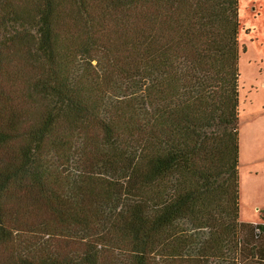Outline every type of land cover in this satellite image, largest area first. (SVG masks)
<instances>
[{"label": "trees", "instance_id": "obj_1", "mask_svg": "<svg viewBox=\"0 0 264 264\" xmlns=\"http://www.w3.org/2000/svg\"><path fill=\"white\" fill-rule=\"evenodd\" d=\"M237 6L0 0V264H264Z\"/></svg>", "mask_w": 264, "mask_h": 264}, {"label": "rangeland", "instance_id": "obj_2", "mask_svg": "<svg viewBox=\"0 0 264 264\" xmlns=\"http://www.w3.org/2000/svg\"><path fill=\"white\" fill-rule=\"evenodd\" d=\"M238 184L240 222L264 211V0H238Z\"/></svg>", "mask_w": 264, "mask_h": 264}, {"label": "crops", "instance_id": "obj_3", "mask_svg": "<svg viewBox=\"0 0 264 264\" xmlns=\"http://www.w3.org/2000/svg\"><path fill=\"white\" fill-rule=\"evenodd\" d=\"M244 223H251V224H264V222L261 220V223H256V222H253V221H250V222H244ZM257 258V256H256ZM263 262H264V259H263Z\"/></svg>", "mask_w": 264, "mask_h": 264}]
</instances>
